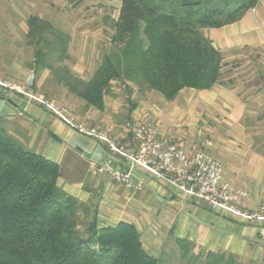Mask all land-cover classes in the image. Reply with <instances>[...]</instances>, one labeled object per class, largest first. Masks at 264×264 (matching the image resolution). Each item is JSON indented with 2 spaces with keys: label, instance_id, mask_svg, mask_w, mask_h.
<instances>
[{
  "label": "crops",
  "instance_id": "1",
  "mask_svg": "<svg viewBox=\"0 0 264 264\" xmlns=\"http://www.w3.org/2000/svg\"><path fill=\"white\" fill-rule=\"evenodd\" d=\"M214 31L219 39L213 46L222 54L220 79L209 90L184 89L172 102L153 94L140 96L125 83L121 92L109 90L104 110L98 111L77 97L50 100L40 93L48 70L38 74L36 68L13 59L4 73L19 83L33 74V96L50 101L59 114L24 95L0 89V126L24 149L58 166V187L95 208L99 227L119 222L134 225L143 249L156 258L181 240L189 244L191 256L224 253L252 261L264 253V225L213 211L141 169L135 170L143 182L141 192L115 185L95 172L107 156L105 144L72 130L61 117L103 126L116 144L124 146L131 143L124 122L144 119L155 122L188 154L207 140L208 153L223 166L224 181L247 191L244 208L255 209L264 201V150L255 147L252 132L253 126L264 125V0L240 21Z\"/></svg>",
  "mask_w": 264,
  "mask_h": 264
},
{
  "label": "trees",
  "instance_id": "2",
  "mask_svg": "<svg viewBox=\"0 0 264 264\" xmlns=\"http://www.w3.org/2000/svg\"><path fill=\"white\" fill-rule=\"evenodd\" d=\"M76 2L79 0H67ZM111 23V52L88 80L61 65L69 37L36 16L27 19L34 63L48 70L87 107L104 110L113 81L167 102L184 89L209 90L221 77L222 54L204 35L240 21L260 0H119ZM142 25V28L141 26ZM58 166L24 149L0 126V264H166L142 247L134 225L99 227L97 211L57 185ZM186 264H232L234 256H191L176 240Z\"/></svg>",
  "mask_w": 264,
  "mask_h": 264
},
{
  "label": "built area",
  "instance_id": "3",
  "mask_svg": "<svg viewBox=\"0 0 264 264\" xmlns=\"http://www.w3.org/2000/svg\"><path fill=\"white\" fill-rule=\"evenodd\" d=\"M0 85L4 90L24 95L59 114L51 102L33 96L30 91L33 76L22 85L10 82ZM61 118L77 133L105 144L107 156L96 165L95 172L115 185L129 192H141L143 182L135 175V170L141 169L166 181L180 195L196 198L213 211L264 225V202L253 210L244 208L249 193L224 181L223 166L208 153L206 141L199 142L188 154L172 138L164 136L153 122H127L125 129L131 136V143L124 146L114 143L106 131Z\"/></svg>",
  "mask_w": 264,
  "mask_h": 264
},
{
  "label": "rangeland",
  "instance_id": "4",
  "mask_svg": "<svg viewBox=\"0 0 264 264\" xmlns=\"http://www.w3.org/2000/svg\"><path fill=\"white\" fill-rule=\"evenodd\" d=\"M119 7V0H79L74 3L68 2L67 0H0V77L3 76V79H0V84L5 82L18 85L23 84L16 82L13 78L7 77L4 74L11 69L10 67L13 65V59L24 61L25 63L21 64L23 66L25 65L27 67H31L32 69L36 68L35 70L38 71V74L41 73L39 71H42L40 68L35 66L33 48L27 44V38L25 37L26 32H28V26H26L27 19L30 16H36L50 22L56 29L69 37V59L65 60L61 65L69 69V71L75 76H79L81 79L87 80V78L90 77V75L99 66L103 56L111 52V23L112 21L117 20ZM140 26L142 28V25ZM214 30L216 29L204 30V35L212 42V45L213 42L217 45L216 40L218 41L219 37L216 35L217 31ZM227 55L229 56V54ZM16 65H19V63ZM31 76H33V74H31ZM125 83H129L134 86L140 96L147 97L149 95V98L150 94H153V96L160 97L154 92L141 93L138 88L129 81H113L111 83L110 91H123L122 84ZM33 86L31 88V93L35 95L32 91L34 88ZM64 88L65 87L57 83L51 73H49L48 78L39 87L38 91L45 94V96L50 100L66 99L68 96L71 99L76 98L72 93L69 91L67 92V89L65 88L66 93ZM0 89L4 90L1 85ZM127 92L130 94L129 91ZM145 121L153 122L150 119L133 122L142 123ZM127 122L129 121L124 122V129ZM153 123L155 124V122ZM89 126L106 131L110 136L108 130L103 126ZM252 130L254 134L253 141L255 147L258 150L263 151L264 125L253 126ZM204 141L208 144L207 140ZM259 254L260 253L256 255V258L254 256L252 261L241 257H234L232 264H264V253L261 254V256H259ZM202 258L203 257H200V260H193L192 258L190 261H195L194 264H197V262H202ZM165 260L166 264H186V261L180 257V253L177 248L168 251L165 256Z\"/></svg>",
  "mask_w": 264,
  "mask_h": 264
}]
</instances>
